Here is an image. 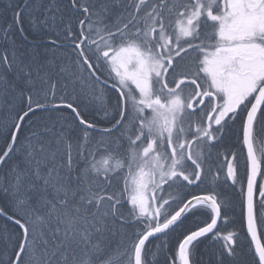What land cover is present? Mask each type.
<instances>
[{"label": "snow or ice", "instance_id": "6c2138e0", "mask_svg": "<svg viewBox=\"0 0 264 264\" xmlns=\"http://www.w3.org/2000/svg\"><path fill=\"white\" fill-rule=\"evenodd\" d=\"M0 264H264V0H4Z\"/></svg>", "mask_w": 264, "mask_h": 264}, {"label": "trees", "instance_id": "16d2710c", "mask_svg": "<svg viewBox=\"0 0 264 264\" xmlns=\"http://www.w3.org/2000/svg\"><path fill=\"white\" fill-rule=\"evenodd\" d=\"M3 3H4V0H0V6H2ZM9 19H10V17H9ZM237 150H239V149H237ZM206 258H207V257H206Z\"/></svg>", "mask_w": 264, "mask_h": 264}]
</instances>
